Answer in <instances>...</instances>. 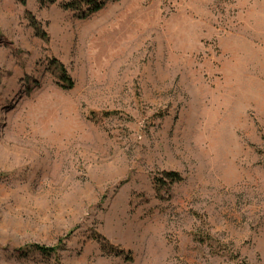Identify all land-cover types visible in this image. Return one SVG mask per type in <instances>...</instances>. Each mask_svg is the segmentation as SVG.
Wrapping results in <instances>:
<instances>
[{"label": "rangeland", "instance_id": "obj_1", "mask_svg": "<svg viewBox=\"0 0 264 264\" xmlns=\"http://www.w3.org/2000/svg\"><path fill=\"white\" fill-rule=\"evenodd\" d=\"M69 1L0 0V264H264V0Z\"/></svg>", "mask_w": 264, "mask_h": 264}, {"label": "trees", "instance_id": "obj_2", "mask_svg": "<svg viewBox=\"0 0 264 264\" xmlns=\"http://www.w3.org/2000/svg\"><path fill=\"white\" fill-rule=\"evenodd\" d=\"M44 3H55L56 0H41ZM111 1H116V0H111ZM107 4V0H71L69 2L63 3L61 4V7L64 10H68V11H79L80 8L85 7L86 10L84 11H80L79 13V18L81 19H85L87 17H89L90 15L99 12L101 9L104 8V6ZM62 77H65L64 74H62ZM66 78V77H65ZM69 80V79H67ZM65 85L68 86V88H72V84L70 81L65 82ZM165 176L167 177V179L169 180V182L171 184L173 183H177L181 181V177L176 174V173H167L165 174ZM162 180L158 179L157 180V184H161ZM103 241L101 240V245H103ZM30 250L33 251H37L38 253H40L41 255L44 256H51L54 255L56 253V248L53 247H45V246H40V245H30L29 247H27ZM104 249H107L106 246L103 245ZM116 256H123L122 252H117L116 250L114 251ZM129 258V257H128Z\"/></svg>", "mask_w": 264, "mask_h": 264}]
</instances>
